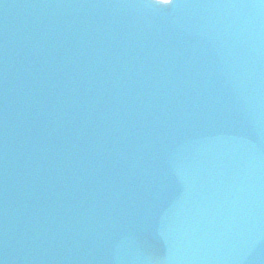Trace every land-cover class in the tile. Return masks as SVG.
<instances>
[{"label": "water", "instance_id": "95a60500", "mask_svg": "<svg viewBox=\"0 0 264 264\" xmlns=\"http://www.w3.org/2000/svg\"><path fill=\"white\" fill-rule=\"evenodd\" d=\"M0 264H264V0H0Z\"/></svg>", "mask_w": 264, "mask_h": 264}, {"label": "snow or ice", "instance_id": "6c2138e0", "mask_svg": "<svg viewBox=\"0 0 264 264\" xmlns=\"http://www.w3.org/2000/svg\"><path fill=\"white\" fill-rule=\"evenodd\" d=\"M174 0H163L164 5H170Z\"/></svg>", "mask_w": 264, "mask_h": 264}]
</instances>
